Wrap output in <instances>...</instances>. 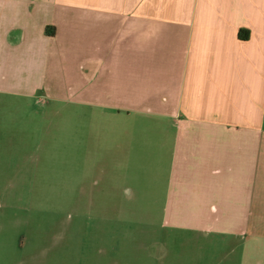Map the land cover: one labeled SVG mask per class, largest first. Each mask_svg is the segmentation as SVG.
<instances>
[{
    "label": "crops",
    "instance_id": "1",
    "mask_svg": "<svg viewBox=\"0 0 264 264\" xmlns=\"http://www.w3.org/2000/svg\"><path fill=\"white\" fill-rule=\"evenodd\" d=\"M65 92L182 129L177 152L235 179L216 198L264 226V0H0V96ZM248 242L264 235L237 256L264 264Z\"/></svg>",
    "mask_w": 264,
    "mask_h": 264
},
{
    "label": "rangeland",
    "instance_id": "2",
    "mask_svg": "<svg viewBox=\"0 0 264 264\" xmlns=\"http://www.w3.org/2000/svg\"><path fill=\"white\" fill-rule=\"evenodd\" d=\"M65 94L0 96V264L243 263L264 226L216 198L235 179L192 168L166 120Z\"/></svg>",
    "mask_w": 264,
    "mask_h": 264
}]
</instances>
